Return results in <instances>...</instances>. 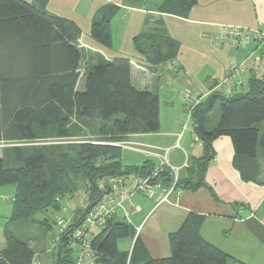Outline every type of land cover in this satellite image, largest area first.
Instances as JSON below:
<instances>
[{"label":"trees","instance_id":"trees-1","mask_svg":"<svg viewBox=\"0 0 264 264\" xmlns=\"http://www.w3.org/2000/svg\"><path fill=\"white\" fill-rule=\"evenodd\" d=\"M196 2L185 0L176 7L186 16ZM118 13V7H110L92 26V37L107 48L112 47L111 26ZM81 38L74 23L45 9L24 0H0V142L32 144L5 149L0 158V186L16 188L10 223L31 221L52 229L49 219L38 221L36 215L58 210L60 200L82 188L90 195L85 212L60 234L55 264H74L77 253L69 247L70 235L101 198L99 180L131 173L144 178L155 170L148 163L124 168L123 149L112 144L126 135L160 129L159 98L133 86L128 60L100 61L88 67L84 89H79ZM217 105L221 119L209 131L208 116ZM192 120L204 145L197 170L200 180L193 183L179 176L176 191H196L203 186L204 174L215 158L213 142L224 136L232 139L234 165L242 179L264 184V132L258 127L264 123V80L254 79L246 95H212L196 107ZM95 123L101 125L100 131L90 137L93 132L88 125ZM155 183L162 190L170 189L174 175L165 168ZM203 222V217L190 215L169 236L170 258L154 259L137 230L118 214L94 234L89 264H244L203 240ZM123 240L134 242L131 251L120 250ZM34 256L26 244L9 236L0 264H32Z\"/></svg>","mask_w":264,"mask_h":264},{"label":"crops","instance_id":"crops-1","mask_svg":"<svg viewBox=\"0 0 264 264\" xmlns=\"http://www.w3.org/2000/svg\"><path fill=\"white\" fill-rule=\"evenodd\" d=\"M24 1L74 23L81 30V91L88 67L96 66L100 61L128 60L133 86L158 96L160 129L157 133L126 135L119 142L132 145L131 148L121 147L123 152L136 151L144 157L141 164L124 168L142 167L148 163L156 169L163 162L161 156L168 151L169 165L181 168L187 163L179 174L182 180L199 182L198 162L204 156V145L195 132L192 117H189L188 95L202 97L201 103L205 104L216 93L228 98L246 95L254 79L264 80V47L250 44L243 48H219L215 44V37L223 26L264 31V0H197L186 16H181L176 7L185 0H145L144 3L127 0ZM110 7H118L119 13L111 26L112 47L107 48L92 37V26L94 21L103 19L104 11ZM163 59L167 61L163 62ZM236 64L244 67L240 86L227 81L231 67ZM177 102H180L179 107ZM163 104L172 117L171 124L165 129ZM187 113L191 126L185 124ZM221 115L217 105L208 116L209 131L215 130ZM88 126L92 130L89 128L88 131L95 134L101 128L99 123ZM258 127L264 132V123ZM213 149L215 158L204 174L200 189L175 191L163 204L159 200L165 189H156L154 198L136 195L132 198L135 210L129 203L126 205L129 219L135 229L142 227L137 237L140 236L154 259L170 258L169 236L178 232L190 215H197L204 218L200 231L203 240L241 263L264 264V184L242 179L234 165L235 149L230 137L216 139ZM2 153L0 151V158ZM261 162L262 154L258 159V163ZM81 191L87 193L85 198L90 201L87 189L82 188L64 198L70 200L71 212L69 206L63 208L64 199L60 200V208L54 210L69 214L68 219L63 218L69 225L78 218L76 214H82L89 206L83 209L73 204L75 195ZM15 193V187L0 188V253L7 249L11 236L33 251L34 260L44 254L47 264H55L60 232L32 244L30 236L23 232H31L38 224L31 221L10 223ZM45 219L52 224V229L39 225L45 234L56 232V220Z\"/></svg>","mask_w":264,"mask_h":264},{"label":"built area","instance_id":"built-area-1","mask_svg":"<svg viewBox=\"0 0 264 264\" xmlns=\"http://www.w3.org/2000/svg\"><path fill=\"white\" fill-rule=\"evenodd\" d=\"M215 44L219 48H243L250 44H256L260 48L264 47V31H251L239 27L223 26L215 37ZM244 67L242 65H233L228 75V82L236 86L242 85V74ZM189 117L193 116V112L202 102V97L188 95ZM67 143V142H63ZM32 145V144H30ZM122 148H131L130 143L114 144ZM155 149L154 147H149ZM167 153L161 156L162 164L147 177H139L135 173L124 176L110 177L99 180L97 183L98 190L102 193L101 198L86 212L81 223L73 230L70 235V245L72 250H76L74 264H89L90 250L94 237L95 229H102L107 220L112 219L118 214L124 215L129 222V212L127 203L134 211L136 208L132 198L136 195H143L148 198H154L155 190L162 189L160 183H155V179L164 172L165 168L171 170L174 175V183L172 188L164 190V194L159 200L160 204L168 202L170 195L175 192V186L179 179L182 168L187 167V163L183 167H173L168 164ZM57 226L62 234L68 227L65 221H58ZM137 235L142 231V227H137ZM32 264H39L34 260Z\"/></svg>","mask_w":264,"mask_h":264},{"label":"rangeland","instance_id":"rangeland-1","mask_svg":"<svg viewBox=\"0 0 264 264\" xmlns=\"http://www.w3.org/2000/svg\"><path fill=\"white\" fill-rule=\"evenodd\" d=\"M178 103H180V102H177V106L179 107L180 105ZM176 109H178V108H176ZM185 110H186V108H185ZM188 111H189V105H188ZM168 113H169V111H168L167 107L163 104L162 105V121H163L164 129L167 128L171 124V121H172V117H169ZM187 118H188V113L186 114V117L184 115L185 124L191 126V124H189L190 121L188 122ZM88 136H90V137L96 136V134L91 133V134H88ZM73 141H78V140L76 139ZM29 146H30V144L24 143V142H20V143L0 142V151L3 152V150H5V149H11L13 147L27 148ZM143 160H144V157L136 151L124 150V152H123V156H122L123 167H127V166L132 165V164H141V162H143ZM0 188L13 189L14 187L13 186H5V187L0 186ZM85 196H87V193H85L83 191L78 192L75 195V199L72 201L73 204L79 205L83 209H85L86 206L88 204H90V201H87ZM62 205H63V208L68 207V206L70 207V200L64 199L62 201ZM71 211H72V209L70 207V212ZM84 211H82V214L84 213ZM69 216L70 215L67 213H64L63 210H62V212H56V211L52 210L48 213H40V214L36 215V219H38V220H43L46 217L50 218L51 220H56V225H55L56 229H57L56 232L48 233V235H46L44 230L39 225H35L32 228L31 232H30V230L25 229L26 231H24L23 234L26 233L27 236L28 235L30 236L31 240H33L32 244L38 243V241L40 239H43L45 237H46V239H49L53 236V234H54V236L59 234V227L57 226L58 221H65L66 224L69 225L68 220H66V219H68ZM76 216L78 218H80L81 214H79V215L76 214ZM63 218H66V219H63ZM22 230H24V229L22 228ZM99 232H100V229L94 230L95 235H97ZM25 238H27V237H25ZM27 242H29V241H27ZM119 247H120L121 251H130V249L132 247V241L131 240H123L119 243ZM36 260L39 262V264H47V261H46L44 254H41L39 258H36Z\"/></svg>","mask_w":264,"mask_h":264},{"label":"bare ground","instance_id":"bare-ground-1","mask_svg":"<svg viewBox=\"0 0 264 264\" xmlns=\"http://www.w3.org/2000/svg\"><path fill=\"white\" fill-rule=\"evenodd\" d=\"M79 219V218H78Z\"/></svg>","mask_w":264,"mask_h":264}]
</instances>
